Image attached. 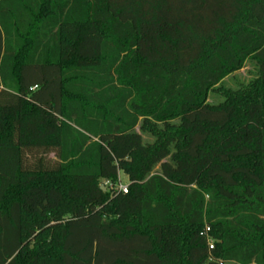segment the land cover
I'll use <instances>...</instances> for the list:
<instances>
[{"label":"trees","instance_id":"16d2710c","mask_svg":"<svg viewBox=\"0 0 264 264\" xmlns=\"http://www.w3.org/2000/svg\"><path fill=\"white\" fill-rule=\"evenodd\" d=\"M220 262L264 264V0H0V264Z\"/></svg>","mask_w":264,"mask_h":264},{"label":"rangeland","instance_id":"374dc122","mask_svg":"<svg viewBox=\"0 0 264 264\" xmlns=\"http://www.w3.org/2000/svg\"><path fill=\"white\" fill-rule=\"evenodd\" d=\"M258 74V66L254 60H248L245 66L236 71L229 76H227L218 86H222L223 88H229L232 90H237L242 84H248L251 80L257 77ZM224 100V96L215 90H212L209 94L208 102L210 104H219ZM178 123V121H175ZM136 131L141 133L143 136V140L145 143L153 144L156 141V137L151 133L141 131L139 127L136 128ZM53 157V155H50ZM165 161H170V156L165 159ZM160 170V165H157L154 171ZM120 181L122 183L128 184L129 180L128 177L124 174H120L119 176ZM223 264H237L234 262H223Z\"/></svg>","mask_w":264,"mask_h":264},{"label":"built area","instance_id":"2783aa9c","mask_svg":"<svg viewBox=\"0 0 264 264\" xmlns=\"http://www.w3.org/2000/svg\"><path fill=\"white\" fill-rule=\"evenodd\" d=\"M106 184H108L110 188L113 189L114 191H119V192H124V193L128 192V184L122 183L120 180L116 184H112L109 182H106ZM210 232H211V227L209 225H206L203 233L207 236L209 250H212L214 248L215 242H214V239L211 238ZM220 264H223V263L220 262Z\"/></svg>","mask_w":264,"mask_h":264},{"label":"water","instance_id":"95a60500","mask_svg":"<svg viewBox=\"0 0 264 264\" xmlns=\"http://www.w3.org/2000/svg\"><path fill=\"white\" fill-rule=\"evenodd\" d=\"M103 189H105V187L103 186Z\"/></svg>","mask_w":264,"mask_h":264}]
</instances>
